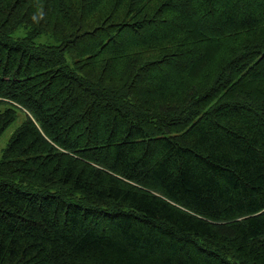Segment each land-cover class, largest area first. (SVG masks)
I'll return each mask as SVG.
<instances>
[{"label":"trees","instance_id":"16d2710c","mask_svg":"<svg viewBox=\"0 0 264 264\" xmlns=\"http://www.w3.org/2000/svg\"><path fill=\"white\" fill-rule=\"evenodd\" d=\"M19 111L0 264H264V0H0Z\"/></svg>","mask_w":264,"mask_h":264},{"label":"rangeland","instance_id":"374dc122","mask_svg":"<svg viewBox=\"0 0 264 264\" xmlns=\"http://www.w3.org/2000/svg\"><path fill=\"white\" fill-rule=\"evenodd\" d=\"M22 34V29L18 30L15 34V37L20 36ZM23 120V114L19 111L17 118L8 125L4 131L0 134V159L2 150L6 147L8 141L14 134L15 130L19 127L21 121Z\"/></svg>","mask_w":264,"mask_h":264}]
</instances>
